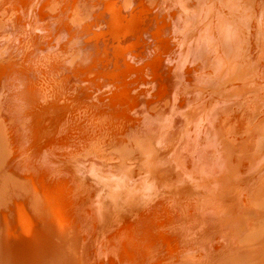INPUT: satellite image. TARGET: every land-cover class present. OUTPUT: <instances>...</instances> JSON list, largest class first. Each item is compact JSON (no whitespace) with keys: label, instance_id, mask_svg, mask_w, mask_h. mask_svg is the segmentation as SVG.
<instances>
[{"label":"bare ground","instance_id":"obj_1","mask_svg":"<svg viewBox=\"0 0 264 264\" xmlns=\"http://www.w3.org/2000/svg\"><path fill=\"white\" fill-rule=\"evenodd\" d=\"M160 1L87 0L86 14L82 0H0L14 13L0 11V152L10 157L8 186L17 185L16 219L35 222L1 232L0 264L18 263L20 243L24 264H209V240L220 231L226 241L246 206L263 210L245 183L254 169L231 154L244 143L239 118L226 121L220 98L255 78L250 101L264 102V0H166V16L145 25V5ZM203 1L226 12L215 15L219 29L225 17L233 24L222 25L226 45L205 28L203 8L214 12ZM237 38L246 57L234 55ZM19 164L38 180L14 171ZM34 188L51 205L38 221L21 201ZM252 252L235 264H260L258 244Z\"/></svg>","mask_w":264,"mask_h":264},{"label":"rangeland","instance_id":"obj_2","mask_svg":"<svg viewBox=\"0 0 264 264\" xmlns=\"http://www.w3.org/2000/svg\"><path fill=\"white\" fill-rule=\"evenodd\" d=\"M84 4L83 8L85 10V12H87L86 14H89L92 10H91V5L90 4H86L87 0H82ZM166 0H161L160 3L162 4L163 2H165ZM245 2L244 0H241L239 3H243ZM160 4V5H161ZM4 5H9L8 3H5ZM150 8L148 6L145 5V9L150 11V14L145 15L146 19V23L145 25H151V22H156L157 20H162L165 16V10H166V6H168V4H164L163 5H152L151 3L149 4ZM203 5L204 7H208L211 8V4L207 1H203ZM10 7V6H8ZM82 7V6H81ZM9 8H7L5 11H1V13L5 14L4 15V19H9L14 17V13L11 12V10H8ZM205 10V14L203 16V18H205L206 16V27L205 28H210V29H219V23H218V19L216 20V16L218 15V17L223 14L226 13L224 10H222V8H218L216 5L215 7L211 8L210 10H212L214 12L211 13L208 10H206L205 8H203ZM260 11H262V9H258ZM233 11V10H231ZM246 11V9L243 7L239 10H237V15H238V19L241 21L242 18L241 16L244 15V12ZM155 12V13H154ZM154 13V14H151ZM217 17V18H218ZM1 19V16H0ZM228 19V17L224 18V22L226 24H228V26L230 27V24L233 26V24L231 22H226ZM1 21H4L3 19ZM78 22V15H76L74 21L72 23H77ZM223 22V23H224ZM223 23H220V28L219 29V34L218 37H223L224 38V43L225 45L227 44V41L225 40V34L227 32L228 34V30L225 31L223 28ZM0 25L2 26V32L8 31L6 29L5 23L0 22ZM242 27L244 28H240V33L241 35H246L245 33V29L248 28V26H244L243 22L241 24ZM228 27V28H229ZM225 28V29H228ZM233 32V31H230ZM234 34L236 32H233ZM237 37V36H236ZM222 39V38H221ZM245 40V39H244ZM238 43L236 44V48H235V54L234 55H240V53L242 52V47H245V49H248L246 43H242L241 41H239V39L237 38ZM250 46V45H249ZM246 54V55H245ZM242 55V54H241ZM250 58L253 57L255 60L259 61L260 59H258V57H256L253 54H250ZM243 57L247 56V53H243L242 55ZM240 58V57H238ZM264 63L261 62V60L258 62V66L263 65ZM249 76V75H248ZM253 76V75H251ZM234 85V84H233ZM259 83H257L256 79L253 78L252 80H246L242 83H237L235 84L236 88H238V90H233L230 93L228 92L227 94H224V98H220V103L224 104V118L226 119L228 117V115H232L235 116L237 118H239V120L236 122L237 125H239L241 127V130L238 135H240L239 137H237V139H239L240 141L244 142L242 145H234V147H231V154L233 156L238 157V161L241 165L246 166L247 163L251 166L252 169H254L252 172L254 173V175H252V178L248 179V181H246L245 183H248V185H250V190L254 188V191H256V189H258V192L260 191L262 194V197L260 199V203L263 202L262 204L264 205V136L261 135L262 137L260 138V129H264V120H261L258 116L260 115V112H264V102L259 103L260 101H257V103L250 101L251 96H255L257 95V91H260L261 87L258 86ZM184 86V84L182 85ZM250 90L251 92H256L254 95H249L247 93V91ZM214 91L210 89V92ZM228 95V96H227ZM227 96V97H226ZM238 96H243L242 98H239L237 100V104L233 105L234 100H229L232 97H238ZM196 106H194L195 108ZM154 110V108H153ZM244 112V113H243ZM257 120H261L260 124L257 125L255 123V121L257 122ZM193 120L190 119V122H188V124H190ZM226 121L228 123H230V121L228 119H226ZM187 121L183 124V128L186 129V126L188 125ZM235 124V128H237ZM258 130V133H257ZM2 144H6V131L3 128L2 124H0V145ZM165 148H168V145L164 146ZM237 147V148H236ZM239 148L241 150H239ZM221 152V151H220ZM10 155V154H9ZM166 157V156H164ZM244 158V159H242ZM166 160L170 161V159L168 157H166ZM8 161H10V157L3 153L0 152V210L3 211V218H1V213H0V236H1V232L5 231L7 228L12 227L14 225V228L17 230L20 227H22V225H28V228L30 229L32 223V220L28 221L26 218H24L23 220H18L16 219V217H18V210H16V208L19 206L17 204L12 206V202H18L20 204V199L15 200L12 198H9L11 196L14 195H9V193H13L14 191L13 189H17V185L14 184L13 182H11V187L8 186L10 185L8 182V177L7 174H9L8 170H7V163ZM259 162V163H257ZM18 171V174L21 173H25L28 177H32L34 176L33 179L38 180V172L34 173L33 175H31L30 173H28V170L26 169V165L23 166L21 164L19 165H14V171ZM53 173V171H52ZM51 173V175H52ZM26 176V177H27ZM44 176L47 178V174H44ZM5 177V179H4ZM48 177L50 178V173H48ZM32 178L29 179V183H31V180H33ZM40 179V178H39ZM34 181V180H33ZM44 181L46 182L47 179H44ZM47 183V182H46ZM60 184V182H59ZM32 186L36 187V182L35 184H31ZM247 185V184H246ZM244 185V187L246 186ZM248 186H246L247 189ZM46 190V188H45ZM21 191V190H20ZM21 196L24 199H21V201L31 210L34 212H38V214L36 213L33 216V219H35L36 221L39 220V215L42 212H46L47 210H49V207L51 206L47 201H45V197L43 195L40 194V191L36 188H34L33 192L28 191L27 189H25L24 191H21ZM187 198V197H186ZM188 200L190 199L189 197L187 198ZM187 199H180V202L183 203H188ZM187 200V201H186ZM193 200V198H192ZM43 201L45 202L46 208L43 205ZM23 204V205H24ZM246 206L245 209H243L244 211L242 212V214L240 216H238V219H236L234 221V226H233V230L231 232H229L228 234H225L226 236V241L223 240V238H221V236H224L222 234H220V231L217 232L215 234V237H213L211 240H209L210 244L208 246L211 245V249L210 251L216 253L212 256V260L211 262H209V264H211L212 262L215 261V264H235L238 261H246V256H252L253 252L252 249L253 247L258 244V246L260 247L261 250V255H260V264H264V208L261 211H257L256 208L253 207H248ZM85 208V207H84ZM241 207H239L240 210ZM244 208V207H243ZM40 213V214H39ZM51 219L52 222L55 226V229L63 232V233H67V228L63 229L62 226L63 224L61 223L60 218L51 211ZM258 222L260 224V228L253 225V223ZM32 222V223H31ZM173 226L177 227V225L180 224L179 221H177L175 219V221H173ZM27 223V224H26ZM61 226V227H60ZM255 226V227H254ZM65 231H63L62 229ZM193 228V227H192ZM17 235V234H16ZM219 239L222 241L221 244L219 243ZM92 242V248L90 249V252H94L99 246L98 244H95V238L93 237V239H91ZM215 242L218 245H212V243ZM201 246V243L199 244ZM207 246V247H208ZM20 248V253H23V247L22 244L20 243L14 250L13 254L15 255L17 248ZM200 248V247H199ZM198 248V249H199ZM33 250V245L29 244V250L26 254V256ZM7 252V250H6ZM13 255V258L16 259L17 256H19L20 259H17L18 263L15 262V264H24V255ZM158 253H156L157 255ZM4 256H6L5 252L2 251L1 253V259L4 258ZM25 256V257H26ZM51 260V257L48 259V263ZM150 261L146 264H149Z\"/></svg>","mask_w":264,"mask_h":264}]
</instances>
